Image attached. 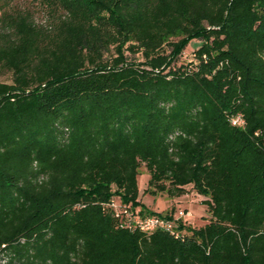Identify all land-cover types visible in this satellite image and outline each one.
Listing matches in <instances>:
<instances>
[{
	"label": "trees",
	"instance_id": "obj_1",
	"mask_svg": "<svg viewBox=\"0 0 264 264\" xmlns=\"http://www.w3.org/2000/svg\"><path fill=\"white\" fill-rule=\"evenodd\" d=\"M33 1L0 14V264H264V0ZM142 165L209 221L148 210Z\"/></svg>",
	"mask_w": 264,
	"mask_h": 264
},
{
	"label": "rangeland",
	"instance_id": "obj_2",
	"mask_svg": "<svg viewBox=\"0 0 264 264\" xmlns=\"http://www.w3.org/2000/svg\"><path fill=\"white\" fill-rule=\"evenodd\" d=\"M20 12L28 14L34 23L38 26H45L52 23L51 17L47 11L33 0H0V14ZM201 45V42L194 39L191 40L188 46L184 49L178 60L175 62V66L179 67L184 64H188L194 61V52ZM168 51L167 47H165ZM125 55L134 61H142L139 54L131 55L129 52H125ZM116 56L113 48H110L104 54V58L109 60ZM10 73L0 68V82L10 83ZM149 175L144 165L139 168V174L137 176L138 186V200L150 211L160 213L163 216L172 213L173 219L180 220L182 224L193 228L203 226L209 221L210 215L207 212L206 206L202 204L207 200L206 197L198 195L189 185L186 187L187 194L169 198L165 194H156L155 196L146 193L147 181ZM113 202L116 206H119V201L114 198ZM171 222V230L176 231L177 223Z\"/></svg>",
	"mask_w": 264,
	"mask_h": 264
},
{
	"label": "built area",
	"instance_id": "obj_3",
	"mask_svg": "<svg viewBox=\"0 0 264 264\" xmlns=\"http://www.w3.org/2000/svg\"><path fill=\"white\" fill-rule=\"evenodd\" d=\"M232 123L241 125L243 122L240 116H236L233 119ZM121 214H123L124 217H126L127 219L126 221H124V224L126 226L138 228L145 232H152L157 228H165L167 230H171L172 227L171 222L173 221L166 219L163 216H155V215L145 216V217H140L137 215L132 216L131 213H129L126 209L118 210L116 216L118 215L120 216Z\"/></svg>",
	"mask_w": 264,
	"mask_h": 264
}]
</instances>
